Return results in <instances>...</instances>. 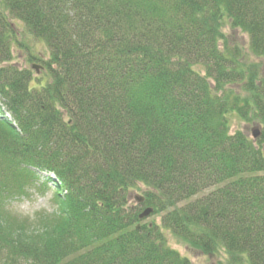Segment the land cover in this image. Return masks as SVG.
Listing matches in <instances>:
<instances>
[{
  "label": "trees",
  "instance_id": "1",
  "mask_svg": "<svg viewBox=\"0 0 264 264\" xmlns=\"http://www.w3.org/2000/svg\"><path fill=\"white\" fill-rule=\"evenodd\" d=\"M14 19L46 83L14 63ZM225 19L264 58V0H0V264H192L164 228L264 264V130L231 132L264 126V80ZM41 173L55 209L10 208Z\"/></svg>",
  "mask_w": 264,
  "mask_h": 264
},
{
  "label": "rangeland",
  "instance_id": "2",
  "mask_svg": "<svg viewBox=\"0 0 264 264\" xmlns=\"http://www.w3.org/2000/svg\"><path fill=\"white\" fill-rule=\"evenodd\" d=\"M18 25L20 32V39L22 45H15L14 47V63H17L22 68H29L33 70L34 77L37 78L36 82L46 83L50 80V74L45 64L42 61H38L34 56H46L48 54V48L46 44L32 35H30L24 27L23 22L18 19H14ZM223 31L231 43L239 44L244 53H247L249 59L252 62L259 64L261 79L264 80V58L257 57L249 49V36L240 29H232L229 20L225 19V26ZM39 65L36 69L34 65ZM239 94L244 95L237 87L234 88ZM258 128L263 133L264 126L258 120L247 121L242 118L238 113L231 114V132L242 130L253 138V130ZM264 150V144L262 145ZM47 174H40V177L33 184L26 186L25 193L20 197H16L10 204V208L23 216H30L34 218L37 213L44 211H53L56 207L54 201L55 189L52 183L44 186L43 180ZM143 189H134L132 193V204L138 203L137 196H143ZM146 222H156L160 227L162 226L161 216L158 214H152L145 219ZM164 233L167 237L168 244L177 249L182 255L190 258L192 264H228V259L223 252H217L212 254H206L199 250L190 248L184 241L178 238L172 231L164 228Z\"/></svg>",
  "mask_w": 264,
  "mask_h": 264
},
{
  "label": "water",
  "instance_id": "3",
  "mask_svg": "<svg viewBox=\"0 0 264 264\" xmlns=\"http://www.w3.org/2000/svg\"><path fill=\"white\" fill-rule=\"evenodd\" d=\"M34 67L36 69H38L39 68V65L35 64ZM252 135H253L254 138H257L260 135V130L258 128H254ZM139 200L142 201L143 200V197H140ZM152 211H153V207H147V208H145L142 211V213L140 214V217L141 218L148 217L152 213ZM138 227H140V225H138Z\"/></svg>",
  "mask_w": 264,
  "mask_h": 264
}]
</instances>
